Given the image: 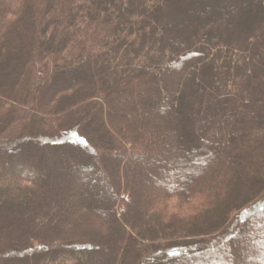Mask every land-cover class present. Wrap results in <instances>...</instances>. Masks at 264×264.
I'll use <instances>...</instances> for the list:
<instances>
[{
    "label": "trees",
    "instance_id": "trees-1",
    "mask_svg": "<svg viewBox=\"0 0 264 264\" xmlns=\"http://www.w3.org/2000/svg\"><path fill=\"white\" fill-rule=\"evenodd\" d=\"M0 264H264V0H0Z\"/></svg>",
    "mask_w": 264,
    "mask_h": 264
},
{
    "label": "rangeland",
    "instance_id": "rangeland-1",
    "mask_svg": "<svg viewBox=\"0 0 264 264\" xmlns=\"http://www.w3.org/2000/svg\"><path fill=\"white\" fill-rule=\"evenodd\" d=\"M88 170H90L92 173L95 174V168L94 166L91 164L88 166L87 168ZM169 181V179L167 180V182ZM178 204V200L177 198H174L173 200H170L166 203L167 207L162 208V211L165 212H169L171 210V207H176V205ZM256 211V210H255ZM238 240V239H237ZM240 240V239H239Z\"/></svg>",
    "mask_w": 264,
    "mask_h": 264
}]
</instances>
